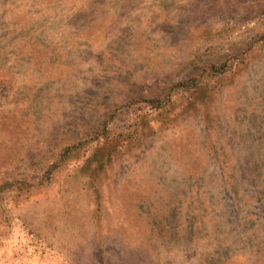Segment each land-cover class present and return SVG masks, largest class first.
Segmentation results:
<instances>
[{
    "label": "rangeland",
    "instance_id": "rangeland-1",
    "mask_svg": "<svg viewBox=\"0 0 264 264\" xmlns=\"http://www.w3.org/2000/svg\"><path fill=\"white\" fill-rule=\"evenodd\" d=\"M0 264H264V0H0Z\"/></svg>",
    "mask_w": 264,
    "mask_h": 264
}]
</instances>
